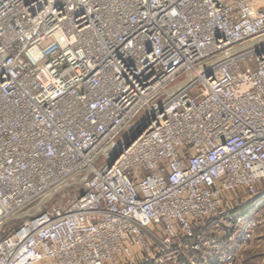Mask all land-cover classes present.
Instances as JSON below:
<instances>
[{
  "label": "built area",
  "instance_id": "1",
  "mask_svg": "<svg viewBox=\"0 0 264 264\" xmlns=\"http://www.w3.org/2000/svg\"><path fill=\"white\" fill-rule=\"evenodd\" d=\"M263 36L264 0H0V226L30 214L3 225L0 264H175L226 216L237 244L217 264H236L264 228L236 213L264 185V43L197 67ZM139 117L147 130L99 165Z\"/></svg>",
  "mask_w": 264,
  "mask_h": 264
},
{
  "label": "water",
  "instance_id": "2",
  "mask_svg": "<svg viewBox=\"0 0 264 264\" xmlns=\"http://www.w3.org/2000/svg\"><path fill=\"white\" fill-rule=\"evenodd\" d=\"M264 43V36L258 39H254L252 41L237 45L225 52H222L205 62L201 63L197 67V72L199 74H207L209 76L210 71L217 67L218 65L224 63L227 60L233 59L239 55H242L244 53H247L251 50H253L256 46H259ZM196 74L191 72L188 74V77L186 80L182 81L178 85H176L172 90L167 91L166 98L157 106L158 109L161 111L162 106L171 98L176 96L180 91L187 88L195 79ZM147 118H143L136 123H134L131 126H128L124 130V134L122 138L118 142L112 143L106 150H103L99 155L98 159L101 157H107V154L110 153L108 156V167L112 168L114 164L117 162L119 157L122 155L124 150H128L135 141L141 137V135L147 130L148 124H145V121ZM130 127H133L132 130H130ZM129 128V129H128ZM91 170H87L86 178L79 182V185H82L86 182V180L91 176ZM70 187H65L60 190H57L55 193L51 194L50 196L46 197L44 200L40 202V204L37 206V209H40L42 206H45L48 204L51 200H53L56 196L60 195L61 193L67 191ZM29 212H24L20 215L11 217L8 219L3 225L8 224L12 221L16 220H26L29 217ZM2 226H0V236L2 231Z\"/></svg>",
  "mask_w": 264,
  "mask_h": 264
},
{
  "label": "rangeland",
  "instance_id": "3",
  "mask_svg": "<svg viewBox=\"0 0 264 264\" xmlns=\"http://www.w3.org/2000/svg\"><path fill=\"white\" fill-rule=\"evenodd\" d=\"M249 65L250 66H244V67L246 69L256 68L255 62L249 63ZM184 78H185L184 76L181 77L178 82H181L182 80H184ZM162 100H163V97L156 100L155 105H159L162 102ZM140 118H142V117H139L138 119L134 120L132 122V125L134 123H136ZM122 136H123V134L116 141H119L122 138ZM104 162H105V158H101L98 164L100 165ZM261 188H262L261 190H264V185H262ZM80 191H81L80 187H77V186H75V187L73 186V187L69 188L67 191L61 193L60 195L56 196L53 200H51L46 205L47 210L49 212H53L55 209H57L59 207H62V206L64 207L65 205H67L68 200H71V198L80 194ZM243 198H245L244 203L239 202L240 208L243 207V208H248L249 211L252 210L253 215H251V219H257V218H259L260 220L264 219V203L261 204L258 208H255L257 204L254 207H252V205H250L251 201H248L247 196L246 197L243 196ZM235 218L236 217H233V216L232 217L226 216L221 220L212 222L210 227H209L210 228L209 230H211V232L219 230L224 234L236 233L238 228L236 226H234ZM21 221L22 220H16V221H12V222L8 223V225L6 226V229L9 230V229H13V228L17 227L21 223ZM1 235H2V233H1Z\"/></svg>",
  "mask_w": 264,
  "mask_h": 264
},
{
  "label": "trees",
  "instance_id": "4",
  "mask_svg": "<svg viewBox=\"0 0 264 264\" xmlns=\"http://www.w3.org/2000/svg\"><path fill=\"white\" fill-rule=\"evenodd\" d=\"M264 198V190H261L258 196L250 202V205L254 207L259 201ZM236 213L243 217L248 215V208H239ZM215 222L209 220L206 222V227H210L211 223ZM203 230L201 228L196 229V233L200 234ZM231 234H225L223 237H216L215 243L211 244L210 250L204 249L200 253L188 254L186 251H183L178 258V261L175 264H193L190 256L194 259V264H217L221 262L225 257L229 255L234 249L237 242L230 241ZM215 246V247H214ZM174 264V263H170Z\"/></svg>",
  "mask_w": 264,
  "mask_h": 264
},
{
  "label": "crops",
  "instance_id": "5",
  "mask_svg": "<svg viewBox=\"0 0 264 264\" xmlns=\"http://www.w3.org/2000/svg\"><path fill=\"white\" fill-rule=\"evenodd\" d=\"M207 229L208 231L205 232L207 237H205L208 240V246L205 249L210 250L212 249L211 244L215 243V238L223 237L225 234L219 230L211 232L209 227ZM188 254L190 255L191 253ZM190 259L192 260L193 257L190 256ZM236 264H264V228L258 229L254 242L245 246L238 253Z\"/></svg>",
  "mask_w": 264,
  "mask_h": 264
},
{
  "label": "bare ground",
  "instance_id": "6",
  "mask_svg": "<svg viewBox=\"0 0 264 264\" xmlns=\"http://www.w3.org/2000/svg\"><path fill=\"white\" fill-rule=\"evenodd\" d=\"M150 113V112H149ZM129 129V128H128ZM133 129V127H130V130H132ZM108 155V154H107ZM109 156V155H108Z\"/></svg>",
  "mask_w": 264,
  "mask_h": 264
}]
</instances>
